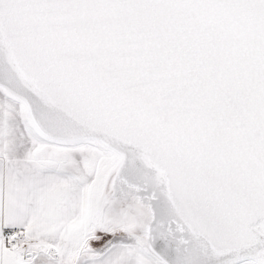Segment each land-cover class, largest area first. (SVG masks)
<instances>
[{
	"label": "snow or ice",
	"instance_id": "6c2138e0",
	"mask_svg": "<svg viewBox=\"0 0 264 264\" xmlns=\"http://www.w3.org/2000/svg\"><path fill=\"white\" fill-rule=\"evenodd\" d=\"M0 264H264V0H0Z\"/></svg>",
	"mask_w": 264,
	"mask_h": 264
}]
</instances>
